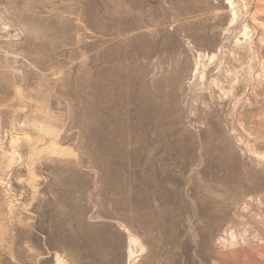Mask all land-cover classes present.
<instances>
[{
  "label": "rangeland",
  "instance_id": "rangeland-1",
  "mask_svg": "<svg viewBox=\"0 0 264 264\" xmlns=\"http://www.w3.org/2000/svg\"><path fill=\"white\" fill-rule=\"evenodd\" d=\"M1 10L0 264H264V0Z\"/></svg>",
  "mask_w": 264,
  "mask_h": 264
},
{
  "label": "bare ground",
  "instance_id": "bare-ground-1",
  "mask_svg": "<svg viewBox=\"0 0 264 264\" xmlns=\"http://www.w3.org/2000/svg\"><path fill=\"white\" fill-rule=\"evenodd\" d=\"M0 14H2V15L4 14V15H5V12L3 13L2 10H1V11H0ZM2 24H3V23H2ZM4 24H5V23H4ZM3 26H4V25H3ZM2 54H3V52H2ZM3 55H4V54H3ZM5 59H6V58H5ZM21 109H22V108H21ZM20 111H21V110H20ZM22 111H23V110H22ZM16 113H17V111H16ZM22 114H23V112H22ZM6 116H9V115H6ZM14 116H15V115H14ZM14 116H13V117H14ZM16 117H17V116H16ZM261 117H262V116H261ZM4 118H5V116H4ZM262 118H263V117H262ZM10 120H11V119H10ZM10 120H9V121H10ZM7 121H8V120H7ZM9 121H8V122H9ZM4 130H6V129L4 128ZM17 130H18V129H17ZM17 130H15V132H16ZM48 130H49V128H48ZM17 132H19V131H17ZM42 133H43V132H42ZM10 134H11V133H10ZM12 134H13V133H12ZM25 134H26V133H25ZM18 135H19V134H18ZM14 136H15V135H14ZM18 137H19V136H18ZM26 137H27V136H26ZM14 138H15V137H14ZM12 140H13V139H12ZM19 142H20V141H19ZM24 145H25V144H24ZM21 148H22V147H21ZM55 150H57V148H55L54 151H55ZM45 151H46V150H45ZM59 151H60V150H59ZM230 236H231V240H233V241H234V239H236L235 236H240V238L243 239V236H241L240 234H237V235H236L235 233H232V234H230ZM259 247H260L261 253L264 255V245L259 246ZM141 251H142V250H141Z\"/></svg>",
  "mask_w": 264,
  "mask_h": 264
}]
</instances>
